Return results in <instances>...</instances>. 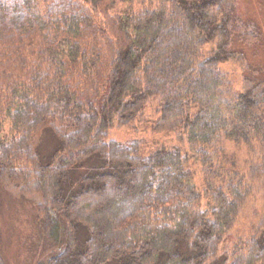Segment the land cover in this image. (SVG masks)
<instances>
[{
	"label": "trees",
	"instance_id": "obj_1",
	"mask_svg": "<svg viewBox=\"0 0 264 264\" xmlns=\"http://www.w3.org/2000/svg\"><path fill=\"white\" fill-rule=\"evenodd\" d=\"M120 1L0 0V187L40 197L61 238L48 264H264V216L218 256L248 196L218 144L264 148V97L248 83L234 93L216 65L258 26L236 0ZM151 98L158 127L184 130L204 192L179 147L143 155L109 137Z\"/></svg>",
	"mask_w": 264,
	"mask_h": 264
},
{
	"label": "rangeland",
	"instance_id": "obj_2",
	"mask_svg": "<svg viewBox=\"0 0 264 264\" xmlns=\"http://www.w3.org/2000/svg\"><path fill=\"white\" fill-rule=\"evenodd\" d=\"M161 1L121 0L115 8L122 10L131 3L159 4ZM236 10L243 20L258 26L260 36L251 42L230 40L233 56L219 62L216 67L226 74L230 90L234 93L243 91L248 83L258 95L264 97V87L258 84L264 81V0H236ZM220 40L221 37H217L212 42L202 44L203 50L210 51ZM261 102L264 106V100ZM159 119V99L151 98L132 120L116 122L109 130V137L124 143L135 141L137 152L143 155L162 146L179 147L188 156V165L196 184L204 192L200 160L191 151L184 130L180 126L161 129L157 125ZM9 127L7 124L1 134L7 135ZM220 140L218 146L224 147L229 161L235 163V169L240 171L248 186L246 201L219 245L218 256L225 257V262L231 257L233 245L239 239H247L264 216V172L258 175V168L253 171L254 165L264 167V148L255 146L250 151L243 144L225 140L223 135ZM46 144V148H51L49 143ZM39 201L38 195H21L12 185L0 187V248L6 264H48L51 253L60 250L61 238L58 245L53 244L55 230L49 220H40ZM64 242L66 240L62 245Z\"/></svg>",
	"mask_w": 264,
	"mask_h": 264
}]
</instances>
